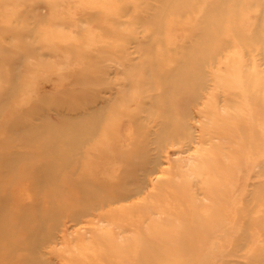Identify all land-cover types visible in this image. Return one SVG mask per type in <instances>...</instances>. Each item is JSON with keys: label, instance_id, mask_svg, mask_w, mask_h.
Returning <instances> with one entry per match:
<instances>
[{"label": "rangeland", "instance_id": "obj_1", "mask_svg": "<svg viewBox=\"0 0 264 264\" xmlns=\"http://www.w3.org/2000/svg\"><path fill=\"white\" fill-rule=\"evenodd\" d=\"M176 1L0 0V160L7 165L15 161L16 171L31 177L25 168L32 172L34 162H40L36 155L44 150L42 138L58 137L59 125L68 126L76 119L82 127L95 126L98 119L82 120L79 116H97L101 120L96 127L100 129L93 131L98 132L97 140L85 145V149L95 150L88 157L81 156L77 167L90 170L91 179L107 188L95 193L96 202L104 192L119 190L116 192L125 200L110 207L116 212L111 217H120L121 225L130 226L120 229L116 220L80 225L72 236L83 239L72 244L70 220L63 219L66 208L51 200L57 193L45 191L42 196L46 201L34 205L42 209L47 202L57 205L61 210L57 228L65 230L61 234L54 231L53 241L41 249L46 264H140L142 246L122 242L139 235L153 237L155 232L171 235L181 220L185 226L196 220L195 224L206 221L210 228L215 227L194 264H246L249 259L248 264H264V135L259 129L255 134L246 133L252 136L249 142L243 140L233 117L246 106L244 101L261 106L264 99V44L255 47L253 39L244 37L257 31L264 37V3L238 0L237 14L231 12V3L226 6L213 46L219 49L213 53L219 52L210 58L212 68L208 67L206 74L215 82L209 78L208 87L198 93L201 87L195 92L186 88L184 95L191 102L186 108L178 104L176 111L189 116L186 125L190 129L183 126L181 131L176 126L181 114L166 108L170 99L158 96L162 88L150 80L147 86L138 85L154 72L149 64L163 71L178 69L176 60L190 53L193 56L200 21L218 0H198L189 6ZM160 9L165 16L158 34L151 23ZM237 35H242L243 41L238 42ZM222 38L227 44L223 48ZM148 56L155 58L145 63ZM13 91L16 94L12 95ZM166 109L168 113L172 109L174 119L163 127L162 118L169 116ZM246 112L252 113L250 108ZM231 116L234 121L230 123ZM49 125L57 128L56 133L40 131ZM86 130L76 135L86 138L92 133ZM69 139L68 135L62 137L60 142L70 145L60 152L79 156L76 143ZM17 145L31 150L6 157L21 152ZM62 147L58 144L56 148ZM211 152L219 155L218 161L211 158ZM20 155H28L29 160L18 158ZM114 182L118 184L109 190ZM2 185L0 198L12 195L19 197L18 203L34 201L28 180L13 187ZM82 203L75 199L73 207ZM255 217H260L261 227L250 224ZM82 227L89 228L87 233H78ZM105 231H111L121 244L99 239ZM56 234L65 241H58ZM149 244L146 250H153L155 257H146L150 264H186L181 246L156 240ZM118 249L125 258L114 256ZM48 250L52 254L48 255Z\"/></svg>", "mask_w": 264, "mask_h": 264}, {"label": "bare ground", "instance_id": "obj_2", "mask_svg": "<svg viewBox=\"0 0 264 264\" xmlns=\"http://www.w3.org/2000/svg\"><path fill=\"white\" fill-rule=\"evenodd\" d=\"M168 1L173 2V0H168ZM180 1L183 4H179L178 2ZM196 1L198 0H178L176 2L179 5L189 6ZM159 2L165 3L167 2V0H159ZM229 3H231L233 9L231 12L237 14L238 9L240 7V2L238 0H218V2L213 3L208 7V9L206 10L207 13H205L203 20L200 21L201 22L199 27L200 32H199V36L197 37L199 40L197 41L196 45L194 44L196 48L192 57L190 56L192 55L190 53L188 55H184L181 60H176L175 62L177 64L178 69H171V70L169 69L163 71L161 70L160 67L156 68L151 64H149L150 69L153 68L154 72L151 73L150 76H147L145 78L146 80L145 79L141 80V83L138 85V86L140 85L147 86L150 80L151 83L154 82L159 86L158 87L159 90L162 88V92L160 91L158 96L162 98L167 97L168 99H170V102H168L169 104H167L168 107L166 108H172L173 111L176 112V114H181L177 116L179 122L176 125L177 127H179V130L181 131L184 130L183 126L184 127L188 126L186 125L187 124L186 121L189 120L188 118L189 116L185 117L186 113L183 110L176 111L177 105L180 104L183 108H186V105L191 102V98H186L184 95L185 94L184 91L186 90V88H190L192 89V91L195 92L197 88L201 87L200 89H198L197 91L198 93L200 92V90H202V88L206 89L208 87L207 84L209 82V78L211 79L212 77L206 75L207 68L209 67V70L212 68L210 67L211 65L209 63L211 61L210 58H213L216 55V53L219 52L217 51L216 53H213L218 49V48L214 49L216 47L213 46L214 43L216 42V39L218 38V35L221 32V27L223 26L221 24L224 22L223 20H225L223 19L224 12L226 10V6ZM251 3L257 5V3H264V0L262 1L251 0ZM217 8L219 9L217 10ZM164 14L165 11L163 9L158 12L156 11L153 14L154 19L152 20L151 25L156 27L155 32H157L158 34L160 33L161 30V23L165 16ZM258 33L259 32L257 31L256 33H252L250 35H244V37L247 36L250 39H253L254 41H252V44L255 47H257L258 44L261 43L264 44V37L262 35L258 36ZM244 37L242 35L239 36L237 35L236 39L238 40V42H240L242 39H244ZM221 40H222L221 47L222 48L226 47L227 44L224 43L223 38ZM154 58H149L148 56V59L147 61H145V63L152 62L151 59ZM158 64L159 63H157V66ZM212 80L215 82V78H212ZM13 94H16V92L13 91L12 95ZM171 94H173V98L170 97ZM191 97H196V95H192ZM262 100L263 101L261 103V106L259 104L254 105L253 102L247 103L248 100L244 101L246 103V106H243L242 109L237 110L236 112L237 114L233 116L235 121L233 120L232 116H231L232 119L231 117L228 119L230 123L233 120L235 122V125L238 126V130L241 133L239 135L243 140L245 138L246 141L249 142L250 139L252 138V136L247 137L246 133L248 132H252L254 134L260 132L261 135H264V119L262 118L264 116V99ZM172 102L174 108L172 107ZM246 108H250L252 113L248 114L246 112ZM172 109L169 110L170 113H168V110L166 109L167 114L169 116H164L162 118L164 119L163 127L164 126L168 127V124L172 122V119H174V115H172L173 113L171 112ZM92 110L93 112L101 111V109H95V108H92ZM104 110L105 109H103L102 111ZM204 114L205 117L207 116L209 117V120L212 124L211 117L208 114H206V110ZM79 117L82 120H87V118L93 120L98 119L97 123L101 122L100 118H97V116L94 117L92 115L83 114L80 115ZM104 121H103V125H107V122ZM78 122L79 121H77L76 119V121H71L70 124H68V126L61 127V125H59L58 129L56 128L57 133L58 134L61 133L58 137L57 135L56 136L49 135L42 138V144L44 146L43 148L44 150L43 152L41 151L40 153H38V155H36L37 158H40V162L37 161L34 162V165H32L30 168L31 170H33L32 172L29 171L28 167L27 168H25V166L22 167L25 168V170H28L27 173H30L29 175L31 177L27 178V176L25 175V171L17 172L16 171L17 164H12L15 161H13L10 165H7V164H3V160H2L3 158L0 160V167L5 168V169L0 168V185H2V183H8L10 186H12L21 180H28L30 182V185L32 186L31 187L32 190L35 192L34 201L29 203H18V198H19L18 196L10 195V196H2L0 198V264H10V263L12 264L13 262L18 260L22 262V264H46V262H48L46 260V257L41 254V249L45 245L50 244V242L53 241L52 240L53 233L54 231H57L58 229L57 226L60 224L59 222L60 220L58 221V223H56V217L59 215L61 210H57L55 208V206L57 205H54L49 202L46 203L45 209H42V207L39 208L38 205H34L35 201H42V200L46 201V199L42 196L45 194V191L46 192L54 191L53 194L57 193V196L52 197L51 200L53 202L58 203L60 208H66V210H64L66 212V215L63 217V219L66 218L70 220L72 231L69 233V235H71L72 240L74 239L72 244L76 245L77 240L83 239V237L72 236V234H76V231L78 230V229L74 230V228L76 229L80 225L89 226L90 224L95 223V221H98L99 223L100 221H104V220H111V221L116 220L115 222L117 227H119L120 229L121 228L123 229V227L128 228L125 226H129V225L124 226L120 224L123 223L120 221L121 220L120 217H117L115 215L111 217V214H115L116 212L111 211L112 209L110 207L120 204L121 202H123V200H125V198H122V195L116 192L119 190L117 189L115 193L104 192L103 194L104 197L101 199V201L96 202L98 194L95 195V193L100 194L101 193L100 189L107 190V188L101 187L100 183H98L96 180L91 179L90 170L79 171L81 166L77 167L78 165H80L78 164V161L81 160L80 159L81 156L88 157L91 154H93L95 150V147H93L92 151H90L89 148L85 149V145L86 144L90 145L91 143L93 144L98 137V132L93 133L94 129L97 127V123L95 126L87 125L85 127H82L81 124ZM50 128L51 126L49 125L48 128L45 127L43 129H40V131L44 134L56 133V131H54L56 130L54 129L55 126L54 128L53 127L51 129ZM84 128L87 129L86 130L87 132L90 131V133L91 132L92 133L91 135L89 134L88 137L81 139L80 135L78 136L76 135V133L80 132ZM228 129H230V127ZM259 129L260 131H258ZM187 132L189 133V130H187ZM64 135L70 136L69 140L72 143H76L77 145L76 147L78 151L81 152L79 156L77 155L72 157L70 155L66 156L68 151L60 152L61 150L66 149L70 145V144H66L63 141L60 142L62 140V137H64ZM248 135H252V134H248ZM58 144L60 145L63 144V147L56 148ZM17 146L21 149L20 150L21 152L12 153V154L8 153L6 157L11 156L13 154H25V152L31 150L27 147H24L23 145L22 146L17 145ZM209 154H212L211 158L213 156L214 159L218 161V157H219L218 154H215L214 152H211ZM18 158H24L22 160H29L28 155L27 157H23L22 155H20V157ZM16 160H18L17 157ZM213 171L217 173V168L213 167ZM35 175L40 178L36 180L34 178ZM117 184L118 183L115 182L111 183L108 186V189L110 190L113 186H116ZM72 190L76 192H73ZM42 191L44 192L42 193ZM75 199H79V201L81 200L83 202L81 205L76 206L80 209L73 207V205L75 206V204H73L75 202ZM215 207H219V206H215ZM32 210H34L35 212H33ZM125 211L127 212L128 210ZM82 212L84 213V215L81 216L80 214H82ZM90 217H92V220H89ZM260 217L253 218L252 221H249L250 224H253L254 226L257 227H261L262 224H260L258 221ZM53 218H55V221L53 220ZM183 222H184L183 220H181L180 222L177 221V227L179 229L176 228L175 231H173V234L171 235H166L161 232H155L153 234V237L152 235H144L142 238H140L139 235V236L131 237V239L126 240L122 243H130V244L137 243L138 245L142 246V250L140 252V257H139L140 264H143V256L146 260V264H150L149 260L147 259L148 257L149 258L154 257L153 250L151 251L146 250L147 245L152 240H156L158 243H170L172 246L175 245L174 247L181 246L180 248L184 249V251L182 252V256L185 263L194 264L196 259L200 260L201 258L200 256L203 255L204 245H206V240L208 239V235L212 230H215V227L210 228V226L207 224L206 221H203L202 224L200 225V224H195L197 222L195 220L194 222L187 224V226H185ZM188 226L192 227V229L189 230ZM88 229L89 228L82 227L79 229L78 233H80V231L83 230V233L85 234L87 233ZM261 230L264 231V227H261ZM64 231H65L64 228H62L61 230H59L58 233L61 234ZM105 232L106 233H102L99 239L103 238L102 240L108 242L109 244H121L120 242L116 241V238L115 236L112 235L111 231H105ZM180 233H182V235H179ZM206 235L207 237L205 239ZM56 236L58 241H60L61 243L65 241V239H62L60 235L56 234ZM48 252L49 253L47 254L50 255L52 254L53 251L48 250ZM148 252L150 253V255H148ZM113 254L116 257L120 258L121 256L122 258H125V254L121 253L120 249L114 251ZM198 254L200 256H198ZM230 254L233 255L232 252ZM29 255L32 257L31 260H28L27 256ZM22 257H24L23 260ZM250 260L251 259H249L246 264H248Z\"/></svg>", "mask_w": 264, "mask_h": 264}]
</instances>
